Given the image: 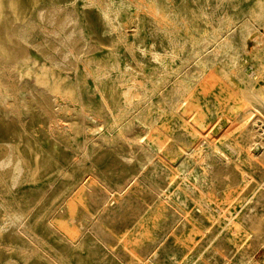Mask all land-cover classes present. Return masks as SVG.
Listing matches in <instances>:
<instances>
[{
	"label": "bare ground",
	"instance_id": "obj_1",
	"mask_svg": "<svg viewBox=\"0 0 264 264\" xmlns=\"http://www.w3.org/2000/svg\"><path fill=\"white\" fill-rule=\"evenodd\" d=\"M89 1L100 7L109 22L115 16L121 24L130 22L135 35L142 31L140 13L147 9L166 40L163 52H155L150 45L152 42L147 40L146 44L138 46L125 32H120L118 41L124 44L129 59L122 58L120 49L114 45L108 52L113 61L99 63L90 52L101 46L92 45L77 24L76 32L83 35L80 39L85 46L93 47L80 54L75 48L78 39L71 36L75 31H70L59 41V46H54L51 52L45 51L43 47L48 37L59 35L66 23L71 22V16L65 14L68 22L57 25L60 21L57 23L52 15L60 9L59 5H52L48 12L40 10L33 18L11 19L0 29V105L4 108V117H18L21 111L19 98L28 94L54 120L52 127H46L49 135H54L61 128L57 119L53 118L58 108L66 111L74 108L81 122L89 117L96 118L97 122L106 124L109 131L117 130L129 146L128 154L120 155L125 161L139 160V153L143 154L137 172L126 175L116 170L113 176H107L95 164L85 167L90 157L84 145L78 144L82 157H74L70 163L83 167L73 173L65 174L59 169L46 175L48 178L65 180L57 195H67V208L74 217L72 221H79L80 215L84 217L85 225L79 227L82 232L61 219L56 221L58 228L70 236L66 240L68 246L85 244L96 252L104 250L111 253L113 261L118 264L126 259L124 264H179L182 261L186 264H237L236 258L240 264L252 263L256 249L264 246V138L258 136L256 129L257 119L264 124V91L255 84H245V76L256 73H246L241 66V49L231 39L232 17L214 22V15L200 9L198 16L205 23V28L194 30L190 24L192 16L183 0H121L119 6L111 0ZM120 6L128 10L134 7L136 12L124 17ZM260 6L259 20L264 25L263 1ZM47 24L56 26L48 28ZM253 29L254 24L249 22L241 26L246 35L251 34ZM181 30L186 32L184 39H181ZM37 34L41 35V39L34 38ZM186 39L191 42L188 49ZM257 40L261 45L252 52L260 61L257 77L264 79V38ZM31 47L44 55V60L48 61L49 68L56 76L70 84L69 94L45 88L37 80L27 88V92L22 93L24 82L19 79L22 76L19 69L30 62L28 52ZM186 49L188 55L184 58L181 53ZM137 50L158 61L161 74L145 69ZM220 55H223L224 64L217 72L213 66ZM178 60L181 61L179 64ZM189 61H193L198 68L194 73L184 70ZM79 74L84 76L86 83L92 81L87 93L96 95L98 108H93L85 102L84 97L79 96ZM105 82L112 85L113 94L110 95L113 99L101 85ZM155 95L159 98L158 106L166 109V113L169 112L176 120L175 123L183 124L177 128L176 124L174 127L164 124L163 130L157 129V139L153 141L157 151L154 153V149H149L139 140H127L126 133L135 128L133 118L150 123L152 120H144V115L153 116V119L160 115L153 113ZM221 106L233 112H237L238 108L243 110V122L238 132L224 146L234 155L243 153L255 170L244 173L236 159L218 145L216 148L227 157L226 161L212 160L213 154L206 155L199 144L192 145L190 149L178 144L176 147L179 146L181 152L175 154L178 157V170H173L171 166L162 167L164 158L159 149L165 146L168 150L175 149L172 144L176 142L167 146L173 141L169 133L174 130L172 128L178 132L190 131L195 136L199 131L197 123H203L207 110ZM191 108L195 109V115L192 120H187L185 115L191 112ZM192 114L194 112L189 115ZM185 139V135L181 134L174 141L185 142ZM4 144L8 151L0 156V186L7 182L2 170L9 166L11 175L7 184L14 187L20 183L26 169L25 160L19 154L18 146L15 148L11 143ZM258 146L259 152L252 154V148ZM160 167L163 168L162 172ZM145 169L143 177L141 171ZM37 170L34 168L35 175H39ZM179 171L183 174H178ZM177 176L181 183H176ZM165 178L169 182H163ZM243 179H246L245 183H242ZM216 204L231 213L232 219L227 223L213 216L211 211L215 210ZM0 208L3 212L0 234L11 228L14 234L24 237L23 242L28 246L17 249L23 253L25 260L38 248L48 264H70L62 255L55 254V259L45 247V242L37 240V235L30 233L29 224L26 223L29 208L8 205L1 191ZM220 212L217 210V213ZM125 219L137 223L138 227L120 234L115 225ZM150 221L156 224L151 227V223L149 227ZM45 222L53 228L50 217ZM232 224L237 237H232L234 231H229ZM87 233L94 243L87 242ZM31 235L34 237L31 238ZM30 243H35V248L29 246ZM96 246L100 247L99 250ZM95 258L98 263L104 264L102 255Z\"/></svg>",
	"mask_w": 264,
	"mask_h": 264
},
{
	"label": "rangeland",
	"instance_id": "obj_2",
	"mask_svg": "<svg viewBox=\"0 0 264 264\" xmlns=\"http://www.w3.org/2000/svg\"><path fill=\"white\" fill-rule=\"evenodd\" d=\"M116 6H119L121 0H111ZM180 1V0H179ZM184 6L189 10V15L192 16L190 24L194 30L204 29L205 23L198 16L199 10L202 9L207 12L208 15H214L217 22L219 19L226 17H232L233 27L231 30V39L233 44L241 49V66L245 68L246 73H256L252 76H245V84H255L264 91V79L258 78L257 73L260 69V61L256 58L252 52L256 48L260 47L261 42L259 38H264V25L263 21L259 20L261 12V2L264 0H183ZM52 5H59L60 9L52 15L57 23L68 22L67 15L71 16V22L66 23L64 28L61 29L59 35H51L48 37V41L44 43V50L50 51L58 45L59 41L67 36L70 31L72 32V39H78L75 48L78 49L80 54L91 47L85 46V43L80 37L86 35L92 45H99L101 48L91 50L90 55L93 56L99 63H110L113 58L109 56V49L114 45L120 49V55L122 58L129 59L128 52L124 49V44L118 41V33L125 32L129 39L134 40L138 46H143L145 40L152 42L150 45L155 52H163L166 40L163 37V33L158 30L157 22L149 14L147 9L141 11L142 31L139 35L134 34V27L132 24H121L118 21V17H113L110 22L103 16L100 7L93 4L89 0H0V29L2 26L9 23L11 19L19 20V18L36 17L40 10L48 12ZM122 9V15L128 17L131 13L136 12L134 7ZM132 11V12H130ZM254 24V29L251 34L246 35L242 32L241 26L245 23ZM75 24L81 27L83 35L78 34L75 29ZM56 24H47L48 28H55ZM61 28V27H59ZM39 32V31H38ZM40 34V33H39ZM35 35V39H41V35ZM181 39L186 38V32L181 30ZM187 41V39H186ZM187 49L191 47V42L187 41ZM29 60L30 62L20 68L22 76L19 78L24 82V90L22 93L27 92V88L33 85L35 80L39 81L45 88H53L54 91H61L62 94H69L70 84L62 81V77L56 76L48 66V61L44 60V55L35 48H29ZM187 49L181 53V56L186 58L188 55ZM137 54L142 59L141 64L145 65V69L150 71H158L161 74L160 64L158 61L150 58L149 55H143L140 50H137ZM184 60V59H183ZM181 61L178 60V64ZM224 64L223 55H220L215 62L213 69L217 72L221 71ZM82 67V64H80ZM197 66L193 61H189L184 70L187 73H194L197 70ZM63 75H65L63 73ZM72 77L75 75L71 74ZM64 77V76H63ZM80 80L79 84V96L84 97L85 102L90 103L93 108H98L99 102L96 95L87 93V88L92 85V81L84 79L82 74L78 75ZM55 81V82H54ZM29 84V85H28ZM106 89V93L111 96L113 88L110 82L101 84ZM26 88V89H25ZM33 94V91L29 92ZM113 99V96H111ZM158 96H154V114H160L155 119L153 116H143V119L152 120L150 123H145L139 118H133L134 129L127 132V140H139L144 146H148L149 149L157 150L153 146V141L157 139V129L163 130L164 124L176 128L183 123H175L176 120L170 113H166V109L159 107ZM115 100V99H114ZM18 106L20 108V115L18 117H10L7 119L4 117L3 107L0 105V156L7 153V147L4 144L11 143L17 150L21 157L25 160L24 173L21 176L20 183L11 187L9 183V177L11 175L10 167H5L2 171L6 177V184L0 186L1 196L5 199V202L12 207L21 206L28 209L26 223L29 224L30 233L37 235V240L45 242V247L48 252L54 257L55 254L64 256L70 264H100L95 258L99 254L103 256L104 264H118L113 261L112 254L103 251H95L92 248H88L85 244H78L75 246H68L66 240L70 236L62 229L58 228L56 221L61 219L69 224L71 227H78L79 231L85 222L83 216L80 215L79 221H72L73 215H70L67 208V195L58 197L59 191L62 190L65 180H57L54 177H47L50 172L54 173L57 170L62 169L65 174L73 173L79 167L83 165L71 164L72 158L82 157L80 155L81 149L77 147L78 144H83L90 157L86 161L85 167L89 168L92 164H95L99 169L103 170L107 176H113L116 170H121V174H130L137 172L139 163L142 162L143 154L139 153V160L125 161L120 155L128 154L129 146L126 141L121 139L117 130L109 131L106 124L97 122L96 118L91 119L89 117L85 122L80 121V117L74 108L65 110L64 108H58V111L54 114L53 118L57 119L59 130L54 135L47 133V126H53L54 120L49 118L43 110L35 103L34 98L28 94L22 95L19 98ZM65 111V112H64ZM191 112L194 114L189 115L191 112H187V120H192L195 115V109L191 108ZM242 109L238 108L237 112H233L230 109H224L222 106L219 108H213L207 110V115L203 119V123L199 127V131L195 136L190 131L178 132L176 128H172L169 133L173 139L170 144L175 146V149L168 150L165 147L159 149V153L163 156L164 166H171L173 170H178L177 160L178 157L175 154H179L178 144H183L186 149H190L192 145L199 144L200 148L206 155L213 154L212 160L218 162L226 161V156L222 151L230 153V157L236 159L237 163L243 168L244 173H252V165L243 157V153L234 155L230 149L226 148L224 144L230 141V137L235 135L239 126L243 122ZM145 117V118H144ZM131 118V117H130ZM256 129L258 130V136L264 138V124L260 119H257ZM53 122V123H52ZM95 124V125H93ZM67 127L68 129H64ZM190 127V126H189ZM208 133V134H207ZM185 135L186 141L179 142L174 141L179 135ZM202 145V146H201ZM216 145L220 147L222 151L216 148ZM260 147L252 148V154L258 153ZM259 156V155H257ZM239 158V159H237ZM34 168H38L35 175ZM161 168V167H160ZM163 168L160 169L162 172ZM39 171V172H38ZM146 172V169L141 171V174ZM165 172V171H163ZM171 172V171H170ZM178 174H183L179 171ZM144 177V176H143ZM176 183H181L179 176L176 177ZM246 179L242 180L245 183ZM139 182V181H138ZM163 182H169L167 178ZM145 188V187H144ZM65 200V201H63ZM215 210L211 212L213 216L220 221L227 223L232 219L231 213L227 209H221L219 205H214ZM217 210L222 212L217 213ZM2 209L0 208V222L2 221ZM98 213L94 216H97ZM50 217V221L53 228L46 225V218ZM149 227L156 222H148ZM81 227V228H79ZM138 227V224H133L130 220L125 219L117 222L115 229L124 234L126 230H134ZM155 228H158L157 226ZM81 229V230H80ZM229 231L232 237H237L234 225H230ZM87 242L94 243L92 238L85 234ZM31 238L34 236L31 235ZM63 237V238H62ZM23 236H17L14 234L11 228H8L0 234V264L14 263V264H48L42 254L38 252L33 254L28 260L23 258V253L17 249L18 247L28 246L23 242ZM35 243H30L29 246L34 247ZM99 250L100 247L96 246ZM95 251V252H94ZM55 259L57 257H54ZM127 260V259H126ZM123 263L119 264H124ZM237 264H240L238 258L235 259ZM127 262V261H126ZM179 264H186L180 262ZM249 264H264V246H259L253 254L252 263Z\"/></svg>",
	"mask_w": 264,
	"mask_h": 264
}]
</instances>
